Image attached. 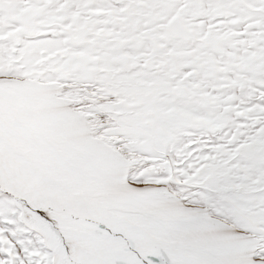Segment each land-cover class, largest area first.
I'll return each mask as SVG.
<instances>
[{"label":"snow or ice","instance_id":"snow-or-ice-1","mask_svg":"<svg viewBox=\"0 0 264 264\" xmlns=\"http://www.w3.org/2000/svg\"><path fill=\"white\" fill-rule=\"evenodd\" d=\"M0 264H264V0H0Z\"/></svg>","mask_w":264,"mask_h":264}]
</instances>
